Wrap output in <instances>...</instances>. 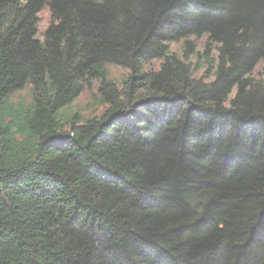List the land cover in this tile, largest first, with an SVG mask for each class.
<instances>
[{"label": "trees", "instance_id": "obj_1", "mask_svg": "<svg viewBox=\"0 0 264 264\" xmlns=\"http://www.w3.org/2000/svg\"><path fill=\"white\" fill-rule=\"evenodd\" d=\"M201 36L209 81L169 51ZM259 63L264 0H0V264H264Z\"/></svg>", "mask_w": 264, "mask_h": 264}, {"label": "rangeland", "instance_id": "obj_2", "mask_svg": "<svg viewBox=\"0 0 264 264\" xmlns=\"http://www.w3.org/2000/svg\"><path fill=\"white\" fill-rule=\"evenodd\" d=\"M37 17V37L42 40L44 30L51 22V16L48 8L43 7L38 12ZM185 45L188 46L184 48ZM215 47L216 45L214 43H207L206 36L188 37L185 40L182 39L177 42L170 43L169 51L175 53L189 63L191 68L194 70L195 77H202L205 81H209L213 79V76H211L210 73L214 71L216 59ZM161 61L162 60L158 59L152 60L144 66V69L157 70ZM105 70L107 71L108 78L113 80L119 88L122 86V81L129 74V70L127 68L113 64L105 65ZM251 75L255 79L264 78L261 63L254 68ZM98 85L99 80H91L90 84L82 89L73 102L60 111L63 118L69 119L72 115L77 116L80 120L100 118L107 109V104L103 102L97 91ZM234 91L235 90L232 91L231 97L233 96ZM10 101L14 103L15 106L27 108L31 103V87L26 85L23 89L15 92L11 95Z\"/></svg>", "mask_w": 264, "mask_h": 264}]
</instances>
